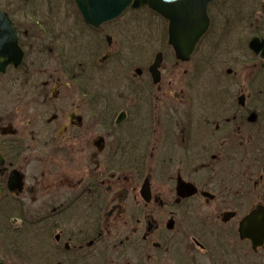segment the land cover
Segmentation results:
<instances>
[{"label":"flooded vegetation","instance_id":"flooded-vegetation-1","mask_svg":"<svg viewBox=\"0 0 264 264\" xmlns=\"http://www.w3.org/2000/svg\"><path fill=\"white\" fill-rule=\"evenodd\" d=\"M40 7L74 17L39 18ZM0 9L24 52L22 64L0 76L11 77L3 89L10 100H0V247L10 262L161 264L168 254L176 264H195L197 252L208 264L264 261V245L255 249L239 232L264 208V52L250 47L264 43V0L209 3L202 40H221L219 48L224 40H249L243 46L252 59L246 69L228 68L203 99L173 86L183 63L174 52L172 69L162 52L158 85L151 65L134 73L123 49L116 57L106 52L115 45L106 29L121 17L90 26L74 0H0ZM142 11L150 9L129 8L122 17ZM150 13L167 33L169 22ZM101 34L111 41L98 47ZM113 59L115 71L98 80L96 71ZM52 65L65 80L31 83ZM115 82L121 89L112 91ZM232 222L233 246L222 234ZM178 223L186 228L177 243Z\"/></svg>","mask_w":264,"mask_h":264},{"label":"rangeland","instance_id":"rangeland-1","mask_svg":"<svg viewBox=\"0 0 264 264\" xmlns=\"http://www.w3.org/2000/svg\"><path fill=\"white\" fill-rule=\"evenodd\" d=\"M2 3V2H1ZM4 4V3H3ZM40 10L39 15L37 17L39 18H55L59 20H72L73 19V11H70V17H67L69 11L65 10H55L54 12L50 11L48 8L40 7L38 8ZM36 9V10H38ZM17 13V19L21 18L22 14H18V11H15ZM25 17V16H24ZM35 18V17H33ZM121 20L117 23V25H114L110 28L106 29V34L112 36L114 38V44L112 48H108V51L113 53V55L116 57L117 55L115 53L121 51L123 49V56L122 58H125L124 62L132 63L133 70L135 73V70L142 69V68H148L154 61V58L158 52H164L165 58H166V65L165 68L172 69L174 65L175 58L173 57V51L171 48L167 45V40L163 36L166 35V28L165 26L158 21L152 14H149L147 11H142L140 13H133L128 12L123 17L120 18ZM63 24V21L62 23ZM60 24V25H61ZM124 24V25H123ZM120 25V26H119ZM125 28L124 33L122 32L121 28ZM105 34H101V36H97L98 44L102 46V43H106L105 37L103 36ZM121 35V37H119ZM125 35V38L124 36ZM118 36V37H117ZM134 36V37H131ZM102 37V38H101ZM249 40H224L222 43V47L219 48L221 40H201L199 43L196 52L192 56L191 64H181L178 68V75L174 76L175 83L174 87L177 90L184 89L189 92H191V95L198 97L200 99H203V93L210 90L215 89L219 83V78L223 76V74L226 72L228 68H236V69H246L248 68L246 65L251 61L252 56L248 53V50L245 49L246 46H243L245 42ZM118 46V48H117ZM217 46V48H216ZM105 47V46H104ZM216 48V50H215ZM225 51H223V49ZM97 49V48H96ZM101 49V48H100ZM99 50V49H98ZM97 51V50H96ZM121 53V52H120ZM225 53V54H224ZM100 56V55H99ZM104 56V54H102ZM101 58V57H100ZM238 60V61H237ZM111 61V62H110ZM108 64H105L106 66H103L105 71H96V78L98 80L101 78L100 76L102 73H109L112 75V68L115 67V59L110 60ZM229 61V62H228ZM233 61H237L240 66H236V63H233ZM135 63V64H134ZM245 63V64H243ZM121 68H124L123 66ZM191 70L197 69L200 72L197 73V76L195 78V75L192 76L193 73L190 75H187L186 77L182 75V70ZM202 71V72H201ZM48 76H43L39 78L33 77L32 84H48L49 86L53 87L56 84V78L59 77V80L62 79L65 80L64 72L61 69H56L55 65H52V69L48 71ZM115 74L113 73V76ZM190 77H192V82L187 84L185 81L183 82V79L189 80ZM169 78H172V76H169ZM11 79L10 76H5L0 78V87L1 89V102H8L10 100L9 93L4 92L3 89L6 87L7 84H9V80ZM116 79V78H115ZM101 83H103V79L100 80ZM98 81V84L100 83ZM115 89H112V91L121 89L119 85H121L120 82L112 83ZM212 97H214V92H209ZM216 94V93H215ZM120 95L117 96L115 94V100L117 102H121L122 100L118 98ZM208 100H211L207 98ZM122 103V102H121ZM8 106V105H5ZM183 222H186L183 220ZM178 230L177 237L175 239L178 241H181L183 236L180 235V230H184L186 228V224L184 223H178ZM235 222H232L231 225L224 226L222 228V234H226L225 239L227 243H230L231 245L233 243H236L235 237H229L227 234L231 232L232 230H235L236 227H234ZM233 246V245H232ZM6 250V248H5ZM243 250V249H242ZM33 251H37L38 255L40 253L39 248H33ZM32 251V252H33ZM246 250H243L245 252ZM29 256L30 254L27 253ZM204 253H195L194 258H196L197 262L195 264H208L203 259ZM30 257V256H29ZM38 258V257H37ZM172 258L167 254L162 258V263L170 262L172 264H176V260H171ZM3 260L6 262V264H14L12 261H9V257L6 254V251H4L3 247H0V261ZM18 264H23L19 259H16ZM38 260H40L38 258ZM177 258V262H178ZM37 260L34 259V262ZM258 261V259H257ZM257 264H264V261L257 262Z\"/></svg>","mask_w":264,"mask_h":264},{"label":"water","instance_id":"water-1","mask_svg":"<svg viewBox=\"0 0 264 264\" xmlns=\"http://www.w3.org/2000/svg\"><path fill=\"white\" fill-rule=\"evenodd\" d=\"M74 1L85 23L96 28L119 18L130 6L134 9L148 6L170 23L168 45L173 48L178 60L188 62L209 27L207 8L212 0ZM250 47L256 53L261 50L264 52V43L259 40H252ZM262 57L264 58V55ZM23 59L24 52L19 46L17 29L9 15L0 9V76L6 73L9 66L18 68ZM162 62L163 56L160 53L150 67L154 84L160 82ZM144 197L148 199V195L144 194ZM147 222L149 231L155 228L151 220L148 219ZM239 232L241 238L250 240L255 249L262 247L264 245V208L258 207L252 211L241 222Z\"/></svg>","mask_w":264,"mask_h":264},{"label":"trees","instance_id":"trees-1","mask_svg":"<svg viewBox=\"0 0 264 264\" xmlns=\"http://www.w3.org/2000/svg\"><path fill=\"white\" fill-rule=\"evenodd\" d=\"M98 47H99V45H98ZM216 48H217V46H216ZM216 48H215V50H216ZM97 52L100 53V52H101V49L98 50ZM99 55H101V54H97V57H98Z\"/></svg>","mask_w":264,"mask_h":264}]
</instances>
